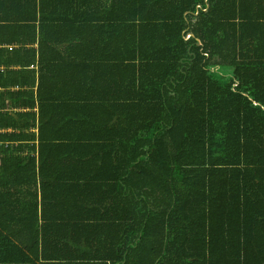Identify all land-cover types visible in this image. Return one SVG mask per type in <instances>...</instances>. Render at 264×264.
<instances>
[{"label":"trees","instance_id":"trees-1","mask_svg":"<svg viewBox=\"0 0 264 264\" xmlns=\"http://www.w3.org/2000/svg\"><path fill=\"white\" fill-rule=\"evenodd\" d=\"M77 1L0 0V176L42 182L2 191L1 219L88 223L82 264H264V0ZM73 10L101 23L91 86L121 98L70 116L26 78L44 16Z\"/></svg>","mask_w":264,"mask_h":264},{"label":"crops","instance_id":"crops-1","mask_svg":"<svg viewBox=\"0 0 264 264\" xmlns=\"http://www.w3.org/2000/svg\"><path fill=\"white\" fill-rule=\"evenodd\" d=\"M77 2L80 4L79 1L74 0V8H76L75 3ZM44 17L56 19V21L48 23L41 34L42 40H45L44 45H42L43 48L40 50L39 38L41 36L39 35L34 44L27 45L31 52H29L28 61H33L31 65L29 64L27 71L31 72L28 74L31 78L34 73L35 79L34 82H31L30 78H26V83L30 85L29 89L34 92L35 98L45 103V106L64 107L65 113L70 116L76 115L77 111L80 110L74 108L80 103L121 98L114 90L100 93L91 86L93 76L99 71L98 64L107 62L106 55L101 53L104 50H100V44L95 42V36L100 29L99 26H101L98 21L99 15L94 11L73 10L63 13L50 12ZM85 18H90L92 21L91 24H87L88 28L86 29H84V25L87 23ZM111 55L113 56V54ZM15 69L20 70L19 67H15ZM108 74L114 89V68L110 72L108 70ZM109 77L107 83L110 81ZM86 108L91 109V106H86ZM48 116H53V114H48ZM58 116L59 113L54 114V117L57 118ZM69 123L67 121V123L61 122L59 125L53 124L55 129L50 130L48 135L45 133V136L51 137L58 134L61 137H67L68 133L75 128L70 127L72 124L68 127ZM35 133L38 134V130H35ZM58 141L53 143H58ZM54 145L69 146L65 142ZM35 175H20L18 173L6 175L3 173L0 179L10 178L11 180L0 181V193L8 189L9 192L30 190L34 189L35 186L33 185H36L37 189L40 190L42 186V182L39 181L40 173L37 172ZM47 176L60 177L59 174ZM76 176L85 179L90 177V173L80 172ZM31 177L38 180H27ZM10 207H13L10 208L11 211L18 209L16 205ZM5 209V207L0 206V212L5 211ZM13 216L9 219H1L3 217L0 213V243L13 246L21 244L26 248L9 251L0 249V264H82L84 262L79 261H84V258L93 255L85 249L86 244L84 242L87 237V229H89L86 222L68 219H40L39 224L49 225L52 229L36 234L32 229L35 226L33 220L17 217V214H13ZM35 245H37V250H34Z\"/></svg>","mask_w":264,"mask_h":264}]
</instances>
